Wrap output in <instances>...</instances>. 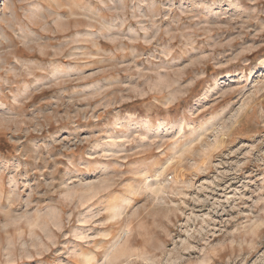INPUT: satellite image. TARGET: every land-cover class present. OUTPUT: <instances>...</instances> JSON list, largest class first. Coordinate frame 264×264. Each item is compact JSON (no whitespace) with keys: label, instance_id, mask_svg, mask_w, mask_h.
I'll return each mask as SVG.
<instances>
[{"label":"rangeland","instance_id":"374dc122","mask_svg":"<svg viewBox=\"0 0 264 264\" xmlns=\"http://www.w3.org/2000/svg\"><path fill=\"white\" fill-rule=\"evenodd\" d=\"M0 264H264V0H0Z\"/></svg>","mask_w":264,"mask_h":264}]
</instances>
